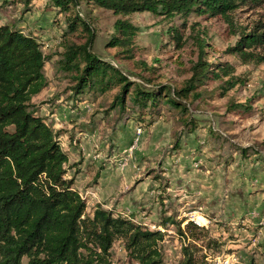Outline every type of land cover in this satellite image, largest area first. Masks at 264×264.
Returning <instances> with one entry per match:
<instances>
[{"label": "rangeland", "instance_id": "1", "mask_svg": "<svg viewBox=\"0 0 264 264\" xmlns=\"http://www.w3.org/2000/svg\"><path fill=\"white\" fill-rule=\"evenodd\" d=\"M262 12L264 8L241 6L235 19L248 25ZM76 14L93 31L91 51L147 88V78L152 85L183 84L197 56L198 34L207 41L208 60L231 63L239 83L223 96L219 81L209 83L202 97L187 100L184 118L167 105L138 118L120 114L111 109L117 87L74 101L72 81L53 63L63 51L67 21ZM117 18L139 28L132 59L107 46ZM181 20L151 12L115 15L87 0L64 11L51 0H32L28 6L0 0V24L14 25L43 42L47 85L31 101L58 132L69 158L67 175L74 176V187L85 197V211L91 214L103 204L150 230L163 231L162 264H180L184 246L204 254L211 264H264V65L243 64L227 52L237 36L218 17H188L187 41L176 48L167 30ZM84 37L80 29L65 36L75 42ZM142 62L154 71L144 69ZM231 102H247L251 109L236 114L228 111ZM186 118L195 122L193 131ZM244 146L255 152L242 156L236 147ZM110 261L137 264L121 240L113 243Z\"/></svg>", "mask_w": 264, "mask_h": 264}, {"label": "trees", "instance_id": "2", "mask_svg": "<svg viewBox=\"0 0 264 264\" xmlns=\"http://www.w3.org/2000/svg\"><path fill=\"white\" fill-rule=\"evenodd\" d=\"M20 1L28 6L32 0ZM78 1L51 0L63 11L76 6ZM87 1L120 16L151 12L165 19L180 17L181 22L167 30L176 48L187 41L184 31L189 27L188 17H218L229 33L237 36L227 52L243 64L264 65V12L248 25L235 19V11L241 6L264 8V0ZM67 23L61 42L64 48L53 67L72 81L69 89L74 101L84 100L85 95L96 97L117 87L111 109L120 114L138 118L167 105L184 118L187 100L202 97L209 83L219 81L220 96L239 83L231 63L208 60L207 41L198 34L197 56L190 63L189 76L183 84L152 85V78H147L145 82L151 84L147 88L91 51L93 31L78 14ZM113 27L107 46L118 47L122 55L132 59L138 26L117 18ZM78 29L85 34L82 42L65 38ZM43 47L38 36L14 25L0 24V264H111L110 249L116 240L122 241L137 264H162L163 231L150 230L130 216L101 205L91 214L85 211L86 202L74 187V176L67 175L69 158L57 139L58 132L37 114L31 101L47 85L44 64L48 57ZM142 66L154 71L143 62ZM250 109L247 102L228 104V111L236 114ZM185 122L193 131L195 122L190 118ZM236 149L242 156L254 151L248 146ZM190 224L191 220L187 222ZM178 230L184 233L180 226ZM182 254L180 264H211L204 254L188 246L182 248Z\"/></svg>", "mask_w": 264, "mask_h": 264}, {"label": "built area", "instance_id": "3", "mask_svg": "<svg viewBox=\"0 0 264 264\" xmlns=\"http://www.w3.org/2000/svg\"><path fill=\"white\" fill-rule=\"evenodd\" d=\"M82 197V196H81ZM83 198V197H82ZM84 200H85V202H86V199H85V197L83 198ZM87 204V203H86ZM224 264H229L226 260L223 262Z\"/></svg>", "mask_w": 264, "mask_h": 264}, {"label": "crops", "instance_id": "4", "mask_svg": "<svg viewBox=\"0 0 264 264\" xmlns=\"http://www.w3.org/2000/svg\"><path fill=\"white\" fill-rule=\"evenodd\" d=\"M101 206H104L103 204H100ZM95 208H96V206H95ZM256 256H258V254H255Z\"/></svg>", "mask_w": 264, "mask_h": 264}]
</instances>
